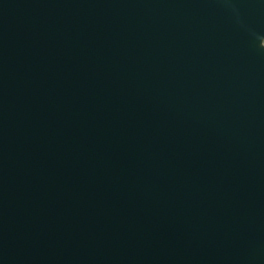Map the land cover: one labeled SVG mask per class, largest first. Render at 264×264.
<instances>
[{
    "label": "water",
    "instance_id": "1",
    "mask_svg": "<svg viewBox=\"0 0 264 264\" xmlns=\"http://www.w3.org/2000/svg\"><path fill=\"white\" fill-rule=\"evenodd\" d=\"M0 264H264V0H0Z\"/></svg>",
    "mask_w": 264,
    "mask_h": 264
}]
</instances>
